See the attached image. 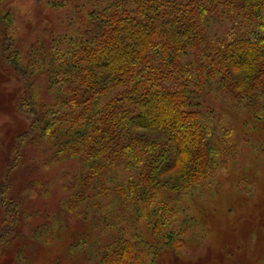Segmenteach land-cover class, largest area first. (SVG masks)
I'll list each match as a JSON object with an SVG mask.
<instances>
[{"label": "trees", "instance_id": "1", "mask_svg": "<svg viewBox=\"0 0 264 264\" xmlns=\"http://www.w3.org/2000/svg\"><path fill=\"white\" fill-rule=\"evenodd\" d=\"M2 3L1 55L24 82L30 121L19 150L43 144L36 165L73 162L60 209L117 233L84 259L175 255L194 223L182 197L233 146L212 102L224 96L264 124V0H46L68 8L66 32L24 46ZM79 231L74 253L90 236Z\"/></svg>", "mask_w": 264, "mask_h": 264}, {"label": "rangeland", "instance_id": "2", "mask_svg": "<svg viewBox=\"0 0 264 264\" xmlns=\"http://www.w3.org/2000/svg\"><path fill=\"white\" fill-rule=\"evenodd\" d=\"M2 5L11 11V32L22 46L66 27V6L51 7L46 0H3ZM1 41L0 36V264H93L83 252L94 256L97 246L117 233L100 235L97 226L60 209L71 181L64 172L75 170L73 162L36 165L47 157L43 144L26 142L19 150L30 125L21 109L24 82L2 57ZM227 99L212 102L214 124L228 130L233 146L218 153L220 164L210 178L182 197L194 223L176 254L162 251L153 264H264V124L249 120L246 109ZM81 229L90 236L74 253L70 246Z\"/></svg>", "mask_w": 264, "mask_h": 264}]
</instances>
